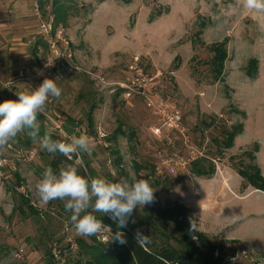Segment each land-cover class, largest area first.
Masks as SVG:
<instances>
[{"label": "rangeland", "instance_id": "374dc122", "mask_svg": "<svg viewBox=\"0 0 264 264\" xmlns=\"http://www.w3.org/2000/svg\"><path fill=\"white\" fill-rule=\"evenodd\" d=\"M59 2L66 14L55 24L71 47V65L49 64L51 53L39 36L32 0L29 9L0 0V102L16 99V93L36 88L45 78H59L62 95L50 98L38 117L42 128L51 132L47 115L72 136L91 137V156L76 155L74 163L92 178L144 179L155 188L154 202L138 206L125 228L137 238L167 237L180 250L175 227L170 220L158 222L156 214L181 203L198 218L199 232L234 240L230 264H264V192L244 187L237 174L252 164L246 153L258 146L255 165L264 176V13L246 10L242 0ZM42 3L44 17L55 19L52 0ZM220 43L226 44L227 59L214 82L208 49ZM135 61L153 77L154 92L180 112L179 131L161 127L160 116L143 97L123 98L121 85ZM248 68L256 71L253 78L246 76ZM238 124L242 133L231 148H222L224 131ZM98 128L107 135L102 141L96 139ZM25 137L18 135L0 151V264H88L86 247L108 244L120 227L97 212V219H106L103 230L81 236L63 201L43 204L35 186L49 159L39 154V142L25 147ZM185 137L213 162L211 178L196 177L190 166L163 164L173 153L185 154ZM31 150L33 158L27 156Z\"/></svg>", "mask_w": 264, "mask_h": 264}, {"label": "clouds", "instance_id": "9594fccd", "mask_svg": "<svg viewBox=\"0 0 264 264\" xmlns=\"http://www.w3.org/2000/svg\"><path fill=\"white\" fill-rule=\"evenodd\" d=\"M242 5L250 12L264 13V0H242ZM58 79L45 78L36 88L16 93V99L0 102V151L24 133L51 155L59 153L68 159L81 153L91 156L94 144L86 134L70 136L66 142L53 139L51 132L39 137L38 117L45 112L50 98L59 100L62 95ZM35 187L43 204L64 202L65 211L71 213L69 222L81 236L96 235L103 230L105 225L95 213L109 215L119 227H124L138 206L143 208L155 199V188L144 179L131 182L126 178L115 182L102 177L89 179L72 165L60 168L58 173L46 168Z\"/></svg>", "mask_w": 264, "mask_h": 264}, {"label": "trees", "instance_id": "16d2710c", "mask_svg": "<svg viewBox=\"0 0 264 264\" xmlns=\"http://www.w3.org/2000/svg\"><path fill=\"white\" fill-rule=\"evenodd\" d=\"M41 6H43V3H41ZM52 6L56 13L55 22L63 21L66 14L64 6L61 5L59 0H52ZM208 50L212 54L210 63L213 81L218 82V77L221 75L224 62L227 59L226 44H214ZM255 74L256 71H251L249 68L246 70L247 77L253 78ZM94 109L95 107L92 106L89 111L88 122L90 126L93 124ZM242 130L243 125L238 124L232 127L231 130L224 131V137L219 145L225 149L231 148L234 139L242 133ZM46 132L49 131L43 129L40 124L39 137L42 138ZM116 132L120 133V128ZM51 134L53 139L62 141L58 135L52 132ZM32 142L34 141L27 135L24 146L29 147ZM258 149L259 147L255 146L253 151L246 153L252 164L247 166L246 169L237 170V174L245 182L244 187L250 186L257 191L264 192V176H262L259 166L255 165V153L258 152ZM39 154L49 159L44 169L51 167L55 173H58L60 168L72 165L77 168L79 174L89 179L92 178L85 167L75 165L76 155L68 159L59 153L51 155L42 149ZM190 171L196 177L209 179L215 174V166L210 159L203 158L192 162ZM156 216L158 222L161 219L171 221L182 244L180 250L173 248L168 243L167 237H165V240L159 239V241H156L155 238L154 241H151L148 237H142L144 238L142 240L134 235L132 229L120 227L113 229L108 244L98 243L88 247L85 246L88 248L86 252L90 256L88 264H230L228 262L229 244L234 240L227 241L218 237H208L199 232V220L190 207L181 203H174L172 206L159 211Z\"/></svg>", "mask_w": 264, "mask_h": 264}, {"label": "built area", "instance_id": "2783aa9c", "mask_svg": "<svg viewBox=\"0 0 264 264\" xmlns=\"http://www.w3.org/2000/svg\"><path fill=\"white\" fill-rule=\"evenodd\" d=\"M45 0H32L33 16L38 22L39 36L47 42L51 56L49 58V64L65 63L70 64V60L73 58V53L68 40L63 36L61 28H57L55 19L53 16L48 15L44 17L41 3ZM74 69H77L74 67ZM131 76L127 83L121 85L122 96L125 99L134 96H141L145 99L147 107L153 109L156 114L161 118V127L169 131H179L181 129L182 117L180 112L175 108L165 103L152 87L153 77L149 76L141 67H139L137 61L130 67ZM152 96V97H151ZM51 127V132L58 135L63 142H66L68 137L72 136L68 133L61 121L53 120L46 115ZM157 132L160 130L157 129ZM106 133L103 129L98 128L96 130V139L102 141L106 138ZM185 146V154L173 153L172 157L164 158L163 164L165 166L177 167L179 169L188 168L192 162L199 159H209L204 149L197 147L190 141L188 137L183 140ZM27 156L33 158L35 156L34 151L28 152ZM66 230L69 226L66 225ZM71 248L74 245L73 240L66 239Z\"/></svg>", "mask_w": 264, "mask_h": 264}, {"label": "crops", "instance_id": "0c3cea01", "mask_svg": "<svg viewBox=\"0 0 264 264\" xmlns=\"http://www.w3.org/2000/svg\"><path fill=\"white\" fill-rule=\"evenodd\" d=\"M22 5H25L28 7V9L31 6V0H14L13 6L15 7H22ZM35 20V19H34ZM230 174L227 171L223 172V178L228 179ZM257 191V190H256ZM259 192V191H258ZM233 240V239H232Z\"/></svg>", "mask_w": 264, "mask_h": 264}]
</instances>
